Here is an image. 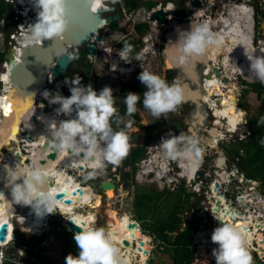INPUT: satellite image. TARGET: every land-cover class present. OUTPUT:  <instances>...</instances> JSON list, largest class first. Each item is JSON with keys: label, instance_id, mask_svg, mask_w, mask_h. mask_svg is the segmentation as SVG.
Returning a JSON list of instances; mask_svg holds the SVG:
<instances>
[{"label": "clouds", "instance_id": "clouds-1", "mask_svg": "<svg viewBox=\"0 0 264 264\" xmlns=\"http://www.w3.org/2000/svg\"><path fill=\"white\" fill-rule=\"evenodd\" d=\"M239 1L241 2V0ZM111 2L117 3L118 0H111ZM258 2H261V0ZM30 3L37 10L36 21L33 24H29L26 28L20 27V29L24 30V39L27 44L37 46L41 45L44 40L61 39L69 27L70 9L67 7V0H30ZM245 3L253 7L256 4L251 2V0L245 1ZM84 4L90 13L94 12L96 14L100 10H109L105 6V0H84ZM169 7L174 6L170 5ZM260 11L262 10L257 7L253 15V27L257 29L258 34L262 33L259 30L260 20L256 17V14ZM261 16L260 14V18ZM257 22H259L258 25ZM100 43L102 44L103 42L101 41ZM218 43V39L210 31L206 22L203 24H191L190 32L178 30L175 60L178 65H185L194 57L204 54L210 46L218 45ZM131 52L132 45L126 44L120 52L119 58L130 64ZM253 53L245 54L249 61V72L252 74V78L264 83V56H254ZM135 59L140 60L142 56L138 54ZM113 68L115 69V66ZM236 70L241 72L238 67H236ZM137 79L147 89L143 93V107L157 119L170 112H175L182 103L184 90L179 80L169 84L165 79L149 71H141ZM64 83L69 85L70 96L68 97H64L58 92L56 94L48 91L42 93L48 103L59 105L55 109L57 116L68 117V119L58 122L53 120L48 124L49 143L52 148L61 152H86L88 156L101 158V163L102 159H104L113 165H118L129 154L132 145L125 131H114L111 127L110 121L118 112L115 107L116 99L113 97V90L105 86L97 92L91 85H82L81 78H76L72 81L66 79ZM0 90H2L1 85ZM139 102V94L134 92L126 94L123 103L126 105L129 116L137 112L136 106ZM40 103L42 104V102H37V104ZM2 112L4 115V111ZM73 113H75L74 117ZM21 128L23 131V126ZM165 133L168 139H161V147L171 157L180 155L181 153L177 149H182L178 144L184 137L174 138L172 132ZM188 141H190V144L185 154L194 153L196 157H199L200 149L196 147V141L191 139H188ZM101 144L104 146L101 147ZM3 149L5 147L2 148L5 160L7 156ZM164 158L161 157L160 161H157L160 166L163 164ZM151 160H154V158L150 157V161L146 166L149 171L142 173L141 176L152 177L156 184H172L169 168L166 173L162 168H159L158 173L164 177L161 180H156L157 174L153 173L156 166H150ZM170 160L167 162L168 167ZM102 166L100 170L103 171V163ZM142 168H139L140 173ZM96 170L88 169L89 172H97ZM4 174V186L9 191L11 200L9 201L3 193H0V210L4 209L5 206L13 208L12 205H21L29 207L35 216L40 219L56 212V205L61 203V201L57 200L56 191L54 189L51 191L40 190L45 180L42 168L35 167L30 169L27 167L8 166L4 169ZM48 221L49 219H47V223ZM69 221L77 228H80L81 231L73 235L79 250L78 255H67L65 264H119V249L109 238L104 228H83L76 219L73 218ZM16 226L21 228V223L16 224ZM44 227H47V224ZM69 232L71 233L70 230ZM211 242L218 245L212 251L215 264H251L252 258L246 247L245 236L232 224L221 223L219 227L215 228L211 235ZM2 260L3 253L0 252V264H2Z\"/></svg>", "mask_w": 264, "mask_h": 264}, {"label": "rangeland", "instance_id": "rangeland-1", "mask_svg": "<svg viewBox=\"0 0 264 264\" xmlns=\"http://www.w3.org/2000/svg\"><path fill=\"white\" fill-rule=\"evenodd\" d=\"M163 0H138V11L139 10H147L149 8H152L150 5L153 3H158L161 2ZM228 0H217V4L216 6L219 8V10L221 9V6L223 4H225V2ZM4 2L6 3V0H4ZM167 2V0H164V3ZM178 2V0H175V3ZM251 2H255L256 4H254L255 10L260 9L261 8L257 5L259 2L257 0H254ZM119 6V3H118ZM216 7V8H217ZM214 12L215 9L213 8ZM12 11V9H11ZM140 14H136L137 17L133 19V21L135 23H137V21L143 20L147 18V13H142V11ZM177 14L179 15V13H176V11L171 13V17L175 18L177 17ZM12 14H10V19L9 22L4 23L3 26L0 25V34H2L3 38L0 36V65L1 63L4 61V50L6 47V40L5 38L9 37L10 32L13 31L14 26L12 25V23L10 22L12 20L11 18ZM182 16H179V18H181ZM260 20V15L257 16ZM178 19V18H177ZM256 21V18H255ZM259 22H257L258 25ZM131 24L126 22L123 25L124 31H129ZM217 26V25H216ZM119 27V23H115L114 25H112V30L113 31H117ZM135 27V26H134ZM137 30H139V27H136ZM218 28V26H217ZM135 29V28H134ZM143 31V35H140V38L142 37V39H145L147 37H153L151 44L157 46L156 48V53L154 56H149L146 55L147 58H149L148 60H146L147 62L151 59L150 65L153 64L151 67L153 69H155V65H159V62H157L160 58V48L158 43H156L154 41V38H158L159 36L154 32H149L148 29L146 28H142L141 29ZM153 31H155V28H152ZM213 30V29H212ZM214 30H215V26H214ZM107 30H105L104 32H106ZM218 31V30H217ZM103 31H101L100 33H102ZM135 33H137V31L135 30ZM258 33L255 31L254 29V35L256 36ZM2 38V39H1ZM132 38V37H131ZM118 39L122 40L123 42H126V44H130V45H136L137 43L134 42V34H133V42H129L127 41L124 36L122 34H118ZM138 40H136L137 42ZM103 42H106V39H103ZM141 42V39L140 41ZM256 44H254L255 46ZM154 48V49H155ZM160 53V54H159ZM77 52L75 51H70L69 53V57H75V58H70L71 64L70 67L68 69V75L70 74L71 77H69L70 79H76L78 77L81 78V82L82 85L87 86L90 85L91 82L93 83L94 78H102L105 77L106 73H110L112 75L118 76L121 79L126 80L125 82H122L123 84L128 82L130 80L131 75L134 74H130L128 75H118L113 73L111 70H107V72L104 71V66H107L105 64V60L107 57V54L105 53H98L97 55H95L94 58H90V57H84V59H82V55H80L79 57L76 56ZM159 54V55H158ZM164 54V53H163ZM222 57L225 56V52L221 51V53L219 54ZM218 55V56H219ZM230 57H233V61H241V58H238V56H233L232 54L230 55ZM219 58V57H218ZM237 58V59H236ZM149 63V62H148ZM242 63V62H241ZM238 63L235 65V69L237 67V65L241 64ZM160 66V65H159ZM218 66L220 67V64H218ZM242 67V66H241ZM246 67V66H245ZM140 68V67H139ZM146 67L143 65V69L145 70ZM223 71L224 73H228L227 69L224 68V65H222V67H220L219 71ZM218 71V73H219ZM221 71V72H222ZM94 72V75H93ZM128 76V77H127ZM229 78H234V76H236V79L238 80L239 84H242L243 82L241 81L242 78L247 79V80H255L254 78H252V74L250 72H247V74L244 75H237V73L235 74H229L228 73ZM233 86V85H232ZM234 86L237 88L235 90V96L239 95V85L235 82ZM92 87L93 84H92ZM97 88V87H96ZM96 88H93L94 90H97ZM231 88V87H230ZM227 89V87H226ZM234 89V88H232ZM52 94H56L57 93V89L55 88L54 90H52L51 92ZM254 93V94H252ZM249 94H245L242 97V105L244 106V109L246 111V114H243V118L242 121H244L245 118H247V116L250 115V117H252V120H255L256 122H262V118L261 116H264V111H260V109L262 107H264V93H256V92H252ZM248 96L251 97V100H248ZM45 105V102L43 103ZM48 107H52L53 109H57L59 107V105H52L48 102H46V105ZM35 111V108H33ZM204 111L205 107H201L200 111ZM43 110L42 109H38V111H36V114L41 115V117H48L49 115H43ZM135 115L138 116V118L136 117V120L133 119V115L129 116L128 114L126 115L127 121H128V128H126V130H124V128L122 127V125L118 122H124L125 118H122L119 121H115V123L111 124V127L114 131H125L127 133V135L130 138V143L132 145L129 154L122 159V161L118 164V165H113L112 163L108 162L107 160L102 159V163L104 165V169L103 172L105 173V175L108 176V178H110L112 181L114 182L116 185L115 188V195L114 198H112L111 200H109L105 195V192L103 191V189L101 188V182L102 180L99 177L98 171L97 172H89L88 170L86 171V173L84 175H81V173H79L78 171H76V169H74V167H69V166H65V164H69L68 162H65V164H61L59 165L61 168L63 167V169L66 167V170L68 171V174H70L71 176H75L78 177V180L80 182L83 183V186L88 187L90 186L94 191L95 195L101 197L102 198V205L98 208H93L92 206L89 205H83L81 206L82 209H80L81 211H83V213L87 216V218L89 219V221L91 222V227L93 228H104L107 232V227H108V221L111 219L110 217V211H115L117 212V214L119 216L123 215V214H128V216H130L131 220H135L136 222L140 223V227H142V232L143 234L148 237V242L145 244L143 242L142 243V248L141 245L140 247L136 248L135 247V243L132 244V246L127 247H120L122 250V255L123 256H129V262L128 264H145L144 260L141 259L139 257V252L143 249L146 252V262L147 264H174V250L173 248H169L168 246L164 245L159 239H157L155 237V235L150 231V225L158 226L161 225L163 222H168V219L171 220L172 219V213L171 210L174 209L176 216L175 219L177 218V216H179L182 219V222L180 219H178L180 221L178 228L172 232V236H174L176 233H178L179 231H182L184 229V227H186L187 224H198L201 223L202 221H200L202 219V215L199 212V209L197 206H194L191 209V219H187L185 221H183V218H185V210L187 209V205L185 204L184 206L182 205V201L183 200H188V197H190L192 194L190 195H185L186 193L182 190V188H179L175 191H171L173 192L172 194L170 193V189L169 186L170 185H164V183H158L156 184L153 181L152 177H146V176H138L137 177V172L138 174L140 173V169H137V164L139 163L140 159H147L150 157H153L154 160H151L150 162V166H153V162L154 161H160L161 157H163V151L164 149L161 147V136H162V131H166L169 128L167 127H171V125H173L174 123H170V119H165L160 121L159 119H157L156 117H154L148 110H146L144 107H142L141 109H139ZM60 119H64L65 116H58ZM41 118V120H42ZM67 119V118H66ZM152 119V120H151ZM173 120V119H172ZM186 121L189 122L188 119H186ZM241 121V124H242ZM131 122V123H130ZM111 123V121H110ZM148 123V124H147ZM257 124V123H256ZM23 128L25 131L23 132L20 127L19 129V133L18 136L20 138V144L16 143L13 145V143H10L9 145H7L5 147V149H3V152L6 154V158L4 162H0V165H3L6 161L13 159L16 160L17 162H19L18 160H20L19 157L16 156L15 150L14 148H22V149H28L29 151V145L27 144H22L21 140H24L26 138V130L28 135H30L31 133H33L32 137L33 139H37L35 137V131L36 128L29 123L28 119L25 120L23 122ZM144 127V129L138 128V127ZM174 126V125H173ZM177 126V124H176ZM246 126V125H245ZM33 128V130L31 129ZM245 128V127H243ZM136 129V130H135ZM147 135V139L146 136ZM226 134V132L224 133ZM27 135V136H28ZM227 139L230 138V136H226ZM234 138V136H233ZM39 140V138L37 139ZM12 144V145H11ZM151 145L156 146L155 150L149 152L148 149ZM21 146V147H20ZM104 145L101 144V147H103ZM250 146V153L253 154H259L257 152V149H263L264 150V144H262V142H257L255 145L254 143ZM226 147H228L229 149L231 148V145H226ZM243 144H239V152L241 150V153H244V149H243ZM224 148V147H223ZM134 149H143V155L142 157H140L136 162H134L133 164H131L129 162V158L131 157V152L134 153ZM232 149V148H231ZM17 154H19V150L17 149ZM65 153H69V151H64ZM256 152V153H255ZM43 154L48 155V153H46V151L43 152ZM25 155V154H24ZM24 155H22L24 157ZM45 156V155H44ZM258 160H257V165L261 166V168L259 170H257V172L255 174H253V178L254 179H258V175L257 174H263L264 175V151L262 156H258L256 155ZM65 157V156H63ZM45 158H47V156H45ZM60 159V158H59ZM58 159V160H59ZM0 160H4L0 159ZM172 160L175 162V164L179 165V161L177 158H172L170 160L169 163V169H172ZM24 163L31 165L32 164V160L30 158H28L27 161H24ZM23 164V163H21ZM54 164V161H53ZM256 164V163H255ZM175 165V167H176ZM36 166V165H35ZM34 166V168H35ZM37 167V166H36ZM46 168V167H45ZM177 170L179 171V173L181 174V170L180 168H178V166L176 167ZM47 169V168H46ZM116 170V171H115ZM115 173V174H114ZM171 174V173H170ZM186 179V178H181ZM224 180V179H223ZM259 182V181H258ZM3 184V182L1 183ZM228 184V183H227ZM260 186H262V184L264 185L263 181L259 182ZM227 186V185H226ZM193 187L187 188V191L190 192L192 191ZM5 193H8V190L5 189L4 190ZM89 191V190H87ZM174 192H178L175 193ZM140 193H147V194H152L154 195V200L152 203H150L149 207H145L144 206H140V207H136V196L139 195ZM172 195L170 196L169 195ZM192 193V192H191ZM178 194V195H177ZM206 194H209L208 192ZM173 195H177V196H173ZM209 197V195H208ZM234 197V195H231V199L230 202H232V204L234 203V200H232ZM190 200V199H189ZM193 202V198H191V200ZM181 204V206L179 205ZM236 206V204L234 205ZM25 208L23 207H17L16 210L18 211H24ZM177 209V210H176ZM141 213L145 216L143 218H141ZM52 214L48 215L51 216ZM201 215V216H200ZM47 219H49L47 224V227H42L39 231V233L36 234H27L24 232V230L20 227H17L16 224L17 222H14V219L11 218L12 220V229L9 231L8 236H7V241L5 246H3L2 248V252L4 253V257L2 260V264H65V257L69 254H72L73 256H77L78 255V248L76 246V244L74 243L72 246H69V243H71L69 236L72 234L74 235L75 233L73 232H69V229L66 227V225L63 222V219L59 216H55V217H48ZM60 220V221H59ZM62 221V222H61ZM263 221V219H262ZM45 224V225H46ZM148 228V229H147ZM206 230L202 231V238L201 240L199 239H193L192 241V245H195V248L197 250V254H196V259L193 261L192 264H215V259L212 256V251L213 249L217 248L218 245H215L211 242V235L213 232V228L212 225L210 223L207 224L205 226ZM23 230V231H22ZM149 231V232H148ZM206 231H209V234H205ZM41 232V233H40ZM17 233L21 234L22 237H24L25 242L24 244H21L19 241H17ZM264 234V232H262ZM206 236L209 237V240L206 243H202L203 240H205ZM196 237V236H195ZM264 240V238H263ZM247 243H249V247H247L248 249H252L253 248V243L251 244L250 241H246ZM20 243V244H19ZM28 243H30L31 245L28 247ZM120 246V245H119ZM28 249H30L31 253H28ZM209 249H211L210 253ZM251 253L253 252L252 250H249ZM149 254V255H148ZM252 258V256H251ZM214 259V260H212ZM252 263H255L256 260H254L252 258L251 260ZM263 262H261V260L257 263V264H262Z\"/></svg>", "mask_w": 264, "mask_h": 264}, {"label": "flooded vegetation", "instance_id": "flooded-vegetation-1", "mask_svg": "<svg viewBox=\"0 0 264 264\" xmlns=\"http://www.w3.org/2000/svg\"><path fill=\"white\" fill-rule=\"evenodd\" d=\"M189 1L190 0H178V2L175 3V0H167V2L164 3V0H163L161 2H158L161 4L162 8H165L167 3L174 4V8H169V10L160 9L166 13L167 23L166 24H158V22H157L156 23L157 26H155V27L152 25L153 20L150 19L151 16H147L146 19L137 21V23H135L133 21V19L137 17V15H136L137 13L138 14L141 13L139 11H142V13H145V12L148 13V11H150V9H152V8H155V6L158 3H156V2L153 3V7L149 8L147 10H145V9L139 10V11L135 10L132 12H128V11L124 10L125 14H126L125 15L123 13V10L118 6L119 0L117 3L110 2L109 4H106V8H108L110 10L113 9L114 12H112L111 14H107V18L108 17L114 18L115 16H117V17H119V20L115 19L113 21V23L108 22L107 25L102 29L103 32L101 33L100 42L101 41L103 42V39L104 40L106 39V42H103L102 44L100 42L94 44L95 45V53L93 56L89 55L88 47H85V48H82L80 50L75 51V52H77L76 56L79 57L80 55H82V59H84V57L94 58L95 55H97L98 53H105V54H107V57L108 56L116 57V58H118V61L120 63L121 62L124 63V64L121 63L122 67L128 69V73H129L128 76L130 74H134V75H131L130 77H128V78H130V80L124 84L122 82H125L126 80L121 79L118 76L112 75L110 72L108 74H106L105 77H102L101 79L100 78L98 79L97 77L94 78L93 83L91 82V84H90L91 86L93 84V86H94L93 88L97 87L96 88L97 92H99L105 86H108L113 90V97L116 99L115 107L118 109V112L111 119V124L115 123L116 120L119 121L122 117V118H125V121L122 123L121 122H118V123H120L122 125L124 130H126V128H128V121L126 118L127 110H126V105L123 103V99L128 92H134V93H137L140 95V102L136 106L137 111L143 107V93L147 89L137 79V76L139 75V73L141 71H149L153 74H156V75L160 76L161 78L165 79L169 84L173 83V81H175V80H179L182 86L185 85L190 90L197 91L202 96H203V94H206L205 92H207V91H205V89L203 87L204 76L202 75V70L200 69L201 66L199 67L198 62H197L196 67L193 69V71L190 72L189 77L184 75L181 72V69H183L186 64L183 66L180 65L181 67L179 70H174L173 68L165 70L163 68V60H164V54L163 53H164V45H165V36L171 28L170 24L172 22L185 21V20L180 19L179 16H182L181 18H185L186 20H189V19H192L193 15L195 14V13H193L194 10L191 9L190 6L186 7V5H185L187 2L189 4ZM200 3L202 6L201 1H200ZM195 10H197V9H195ZM174 11H176V13H179V15L177 14V17L172 18L171 13ZM257 11H256V13H257ZM261 12L262 11L258 12V14H256V17L258 15H260ZM126 22L131 24V26H130L131 29L128 32L124 31V28H123V25ZM115 23H119V27H118L117 31L112 30V25H114ZM144 24H150L153 28H155V31H153L147 25L142 26ZM136 27H139L140 29L137 30ZM142 28H146V29H148L149 32H152V33L157 32L156 34L159 36L157 39L154 38V41L156 43H158L159 48L161 49L160 53L161 52L162 53L160 55V58H158L159 60L157 61V62H159L160 66L155 65V69H153L151 67L153 64L150 65L151 59L148 61L149 63L146 61L149 59L146 57V55L154 56L156 53L155 47H157V46H154L155 43H154V45L151 44L152 39H153V37H151L152 39L150 38L147 40V42L149 44V46L146 48L147 51H145V53H143V48H144L145 42L142 39V37L140 38V35L141 36L143 35V31L141 30ZM105 30H107V31L104 32ZM135 30L137 31V33H135ZM118 34H122L124 36V38L129 42L130 41L133 42V34H134V39L138 40L137 42H136V40H134V42L137 44L132 45V52L130 53V62H131L130 64L125 63L124 61H121V59L119 58V54L124 49L126 42L119 40ZM160 38H163V39L160 40ZM140 39H141V42H139ZM161 44H163V46H161ZM99 47H103V48H100L98 50ZM138 54L142 56V59H140V60L135 59V57ZM223 57L221 55H219V60L221 61ZM143 65L146 67L145 70H142ZM103 69L105 70V72H107V70H109V68L107 66H104ZM197 69L200 71L198 73V76H200V80H198V82L196 81V78L192 77V75H194L197 72L196 71ZM113 73L120 75L119 73H117L115 71H113ZM93 75H94V72H93ZM217 78L219 79L220 82L222 81L223 87H221V88H223V89H226V87L229 89L230 87H232V85L234 86L235 82L239 85V88H241V91H239V95H236L234 97V101H235L234 103L236 105L237 110H239V108H242L244 110V112H245L244 114H246V111L244 109L245 105H242V97L246 93L247 94L252 93V92H256L259 94L261 92L264 93V87H262L264 85V83H261L260 81H257V80L256 81L250 80L249 81L250 84H249V83L245 82L244 79L242 78L241 81L243 83L239 84L238 80L236 79V76H234V78L230 79L228 76V73H224L223 71H222V73L219 72L217 74ZM67 80L72 81L74 79H70L69 75H68ZM64 82H65V80L62 79L61 85L58 86V89L64 90L65 91L64 95H67V93H68L67 91L69 90V85H66ZM208 94H209V92H208ZM0 95H2L1 90H0ZM202 96H201V98H202ZM65 97H68V95ZM209 97H210V99H214L218 103L219 106H222V105H220L221 102H219L221 95L216 96L215 91H212V95L211 96L209 95ZM201 107H205V110L200 111ZM210 107L211 106H208L207 104H205L204 101L200 98H199V104H195L191 100H187L186 102H182L178 106V108L175 112H170L164 116H161V118L159 119L160 121L165 120V119H168V120L170 119V123H174L173 124L174 126L171 125V127L170 126L167 127L169 129L166 131H162V133L172 132L174 138L184 137V139L180 142V144H178V146L182 149V150L177 149L178 152H180V151L186 152V149L190 144V141H188V139L195 140L196 141V147L198 149H200V155L198 157V161H199L198 164L199 165H198L197 172L193 174V178H187V179L182 180L181 177L179 176L180 173L176 168L178 166V164L176 165L175 162L172 160V169H170L172 184H170V186H169L171 194L173 193L171 191H175L179 188H182V190L186 193L185 195L192 194L190 197H188V200L182 201L183 206L185 204L187 205V209L184 212L186 217L183 218V221H185L189 218L191 219V209L194 206H197L200 214L202 215V219L200 220V221H202V224L201 223L187 224L186 227H184V228H188L190 226L195 227L196 230L194 233V238H197V239L201 238V237H199V236H201V235H199V232L205 231L206 230L205 226L207 224L210 225V223H211L212 228L214 230L215 228L219 227L221 223H224L223 219L220 221L218 218V217H220V215H223L222 213H224V212H226L228 215V216H226V218H228L232 221L235 220V222L233 221L234 224L238 220H240L241 217L246 215L247 204L243 203L242 201L240 202V200H238L239 195H242V194L247 195L249 197H252L253 199H256L258 197L264 198V185L263 184H262V186H260V184H258L255 186V188H253L254 186H252L250 183L248 185L242 186L237 180H235L239 175L238 173H241V174L245 175L244 176L245 178L258 182L257 179H254L252 176L256 164L252 159V153H251V155H249V151L251 149L249 145H252L253 143L255 145L257 142L264 141V116H261V118L263 120L262 122H256L255 120H252V117H250V115L247 116V118H245L244 121H242L243 114H239L240 115V121H237L232 128V127L228 126L226 117H220L219 121H218L216 115L213 112V109H211ZM42 108L44 109V111L42 112L43 114L50 112L52 110V107H48L45 105ZM260 111H264V107H262L260 109ZM132 117L138 118V116L135 115V113L133 114ZM40 118H42V117L40 116ZM186 119H188L189 122L186 121ZM134 120H136V118ZM241 121H242V124H241ZM176 124H177V126H176ZM243 127H245V128H243ZM138 128H140V127H138ZM31 129L33 130V128H31ZM141 129H144V127L143 128L141 127ZM213 132H214V134H213ZM225 132H226V134H224ZM32 134L33 133H31L29 135V137L32 136ZM145 136L147 139L146 134H145ZM226 136H230V138L227 139ZM233 136H234V138H233ZM210 142H214V144L212 145V143H210ZM37 143L39 144L38 149L41 150L40 154L44 158V155L45 156H47V155L43 154L44 151L41 148L42 144H40L38 142V140H37ZM241 143L244 146L243 147L244 153H241V150L239 152V144H241ZM29 145L30 146L28 147L29 148L28 155H29L30 159L32 160L31 154L33 153L34 146L30 142V140H29ZM226 145H231L232 149L231 148L229 149L228 147H226ZM193 156L195 159L197 158L194 153H193ZM246 157H248L247 162H246ZM63 158H66V157H63ZM38 161L39 160L33 161L32 167H34L36 165L37 167L43 169V167L38 166V164H39ZM62 163H63V160L54 161V167L58 168V166L61 165ZM22 165L26 167L28 164L23 163ZM175 165H176V167H175ZM18 166L23 167V166H21L20 161L18 162ZM65 166L67 167V165H65ZM78 167H81V165L77 164V166L74 167V169H76V171L79 172ZM178 168H179V166H178ZM88 169H90V168H86L83 174L81 172V175H84ZM60 170L66 171V173H67V170H64V169H60ZM92 170H94V169H92ZM224 176H228V179L230 180L228 182L227 186H225V182L223 180ZM73 177H75V176H73ZM233 181H236L235 183H237V184H234ZM77 182L79 183L78 179H77ZM259 182H262V181H259ZM1 183L2 182H0V187L5 188L4 182H3V184H1ZM215 183L218 184L217 187L214 186ZM263 183H264V181H263ZM190 187H193L192 191L188 192L187 188H190ZM86 188L89 190L92 189L90 186H88ZM239 191H242V193L239 194L238 193ZM207 192L209 194H206ZM170 193H169V195H170ZM175 193H178V192H174V194ZM91 194L94 196L95 203L97 200L102 201L101 197L95 195L94 192H91ZM177 195H173V196L175 197ZM208 195H209V197H208ZM231 195H234L232 200H234V203L236 204V206H234L235 204H232V202H230ZM170 196H172V195H170ZM191 198H193V202L190 201ZM218 199H219V201H218ZM179 205L181 206V204H179ZM217 208H220L221 212L216 210ZM57 209H59L61 211V209L58 208V206H57ZM262 211L264 212V205H263ZM25 212H26V214L22 215V217H24L25 219L32 216L31 209L29 207H26ZM171 213H172V219L173 220H176L178 218L182 222V219L179 216H177V218L175 219L174 216H176V213H175L174 209L171 210ZM233 213H235V214L233 215ZM56 215H57L56 213H53L51 216L54 217ZM263 216H264V214H263ZM47 218H48V215L40 220L43 223V226H45ZM63 222H64V220H63ZM229 223H231V222H229ZM244 225L247 226V224L245 222H244ZM12 226L13 225L11 224L10 229H12ZM24 227L25 226L22 225V223H21V228L25 232ZM87 228H89V227H87ZM139 228L142 231V227L139 226ZM239 231L245 236V239L247 240L248 238L246 236V232H248V229H244V230L239 229ZM249 231H251V230H249ZM261 232H262V230H261ZM27 234L31 235L32 231L27 233ZM72 236L73 235L71 234L69 236V238L71 239ZM208 240H209V237L206 236L205 240H203L202 243H206ZM249 250H252L253 252L251 253ZM248 252L252 256V258L254 260H256L255 263L251 262V264H257L260 260H261V262H263L262 264H264V259L259 256L257 248L248 249ZM212 260H214V259H212Z\"/></svg>", "mask_w": 264, "mask_h": 264}, {"label": "bare ground", "instance_id": "bare-ground-1", "mask_svg": "<svg viewBox=\"0 0 264 264\" xmlns=\"http://www.w3.org/2000/svg\"><path fill=\"white\" fill-rule=\"evenodd\" d=\"M231 1L233 0H228L225 2V4L221 6V9L219 10V15H218L219 18L216 22H213L211 20V16L214 14L213 8L216 9L217 7L216 6L217 0H205V4L203 6L204 8L202 10H195L196 12L193 11V13H195L196 16L202 15V18L200 19V21L201 22L206 21L207 23H209L208 26H209L210 31L215 34L216 38L219 41L218 45H212L206 50L204 54L198 55V65L199 67L201 66L200 69L202 70V75L204 76L203 87L205 91H207L205 92L206 94H203V96L199 93L200 96L198 95V97L202 99L205 104H207L208 106H211L210 108L213 109V112L216 115L218 121L220 117H226L228 126L233 128L235 123L237 121H240L239 114H244L245 112L242 108H239V110H237L236 105L234 103L235 102L234 94H235L236 88L234 89L221 88L223 87V84H222V81L220 82L219 79L217 78L218 71L220 70V67L224 65V68L227 69L229 74H234V73L235 74L237 73V75L247 74V72H249V61L247 60L245 54L254 52L253 53L254 56H264V46H260L258 48L250 46L249 42L251 41L252 36L249 34V30H244L242 28V24L245 22V19L242 18V14L246 16L247 15L246 10L242 14L236 12L231 6ZM110 2L111 0H105V6L107 3H110ZM19 4L22 7H24V9L29 8L30 10H32L30 11V14L32 15V18L35 22L37 10L34 11L35 9L32 7L30 0L20 1ZM147 16H151L150 19L153 20L152 25L154 27L157 26L156 23L154 22L153 14H151L148 11ZM216 25L218 26V28ZM214 26H215V30H214ZM95 43L96 42H93V44ZM27 46H31V45L27 44V42L23 43L22 45L19 46V51H16L13 48L15 51V59L17 61L19 57L16 55L21 53L22 47L26 48ZM221 51L225 52V56L220 61L218 58L219 57L218 55L221 53ZM231 54L233 56H238V58H241V61H238V60L233 61L232 59L233 57H230ZM121 63L124 64L123 62ZM121 63L114 62L112 64V67L115 66L114 71L119 73L121 76L128 75L129 73L127 71L121 70V67H122ZM238 63H241L237 65V67L241 70V72L235 69V65ZM218 64H220V67L218 66ZM163 67L165 70L171 69V66L168 64V62L165 59L163 60ZM196 71L197 72L194 75H192V77L196 78V81L198 82V80H200V76H198V73L200 71L198 69ZM6 72L7 74H5V76L1 78L2 81L4 82L5 87L3 90V94L0 95V111L1 109L2 111H4V109L8 108L9 105H11V111L9 112V115L7 116L3 115L2 121L0 123V159L4 158V155L2 154V148L6 147L10 143H13L14 145L20 142V138L18 136L19 129L23 125V122L28 119V114L35 113L36 111H38V109H42L44 111V109L42 108L44 106L43 104L41 103L35 104V101L37 100L42 101L43 99L44 101L43 95L41 94L40 96H38V98H36L32 94H30L27 89L19 90L18 87L11 86L10 81H9V74H8L9 70H7ZM212 91H215L216 96L221 95L219 102H221L220 105L222 106H219L218 103L214 99H210L209 95L210 96L212 95ZM9 97L10 99H6ZM190 97L193 98V95H189L188 99H190ZM186 101H187V98L184 102ZM33 108H35V111ZM47 114L49 115L48 117L42 118V121L47 127L46 131L41 132L39 129H36L35 131V137L37 139L39 138L38 142L42 145L44 143V138L50 135L48 124L53 120L58 122L66 118L68 119V117H65L64 119H60L56 115L55 109L53 108L50 112L45 113V115ZM37 115L39 116V114ZM24 129L26 128H23V131H25ZM25 133H26V139L21 140V143L29 145V139H28L29 135L27 133V130ZM37 139L35 140L33 139V140L37 142ZM210 143H212V145L214 144V142H210ZM15 149L19 150L18 155L21 157V159L23 158L22 155L25 154L24 161H27L28 158H30L28 155L27 149L14 148V150ZM183 152L184 151H180L181 154L177 155V157L176 156L171 157L169 155H166L165 150L163 151V158L165 157L163 164L160 166L157 161L153 162V165L156 166L155 170L153 171V173L157 174L156 180H161L164 177L162 176V174L158 173L159 168H162L165 173L168 172L167 162L171 158H178L179 168L181 170V174L179 175L180 177L182 178L185 177L186 179L193 178V174L197 172L198 165H199L198 157L195 159L193 156V153L185 154V152L184 153ZM46 153H50V150L46 151ZM63 156H65L66 159H69L70 161H65V158H63ZM31 157L33 161H37L43 158L41 154H36L34 150H33V153L31 154ZM43 159H46L45 156ZM58 159L63 160V163H62L63 165L65 164V162H68L69 164H65V165L69 167H73V166L76 167L77 164H80L81 167H78V170L80 173L82 172V174L84 173L86 168H90L91 170L97 169L99 171V169L103 167L101 163V158L98 159L95 156H88L87 154L85 157H81L79 153H73L71 151H69V153L61 152L57 160ZM147 159L144 158L141 160L147 161ZM57 160H54V161H57ZM4 161L5 160H0L1 163ZM13 161L15 160H8L3 165H0V182H4V175H5L4 169L6 167L18 166V164H15ZM21 166L23 165L21 164ZM38 166L40 165L38 164ZM26 167L30 169L34 168L31 165H27ZM45 167H43V174L45 175V178H46L44 183L48 187L47 191H51L54 189L56 193H58L56 194V196L58 197L57 200L61 201V203L56 205L55 210L59 212L62 211L63 214L65 213L63 215L65 218L64 222L66 219L71 220L74 218V219H77V221L79 222L80 225L83 226V228H85L84 225L86 224L88 225V227H91L90 226L91 222L89 221V219L86 220V222H81L83 217L75 213V211L77 207L82 208L81 206L83 205H89V206H92L93 208H98L102 205V201L97 200L95 203L94 196L91 194V192H94V191L89 190L85 188L84 186L81 187V184L77 182L78 178H75L71 176L70 174H68V171L66 173V171L60 170L63 168L61 167L55 168L53 161H49V163ZM139 168L140 167L137 166V169ZM64 170H66V167L64 168ZM238 174H237L238 177L235 180H237L242 186L248 185L250 183L252 186H254L253 188H255V186L259 184L258 182L249 180L247 178H246V184H243L242 178L245 175L241 173H238ZM223 178H224L225 186L228 185L227 183L230 181L228 179V176H224ZM235 182L236 181H233L234 184H237ZM104 192H105L104 196H106L109 200L114 198V195H115L114 188H108ZM0 193H3L6 199H8L9 201L11 200L9 191L8 193H5L3 187L2 188L0 187ZM102 198L103 196H101V199ZM238 200H240V202L242 201L243 203L247 204L246 215L241 217L240 220H238L235 224L233 223V221L235 222V220L232 221L226 218V216H228L226 212L222 213L223 215H220V217L218 218L220 221L223 219L224 223L231 222L230 224H232L237 230L248 229V232H246V236L248 239L246 241H250V243L252 244L254 242V236H255L253 232L254 230L253 227H255L254 225L256 224L259 225V227H261L262 230L264 231V225L260 226V223L264 222L262 221V218L264 219V216H263L264 212L262 211L263 205H264V198L258 197L256 199H253L252 197L242 194V195H239ZM18 206L19 205H14V206L12 205L13 208H9L8 206H5L4 209L0 210V226L2 225L3 222L7 223L8 230H9L12 224V220H11V217H12L17 222V224L22 223V225L25 226L24 228H25L26 233H29L31 231L32 233L39 232L40 228L44 227L43 223L40 221L41 219L37 218L32 211H31L32 216L25 219L24 217H22V215L26 214L25 212L26 208L24 207L25 208L24 211L22 210L16 211ZM57 206L58 208L61 209V211L57 209ZM19 207H21V205ZM71 210H73L72 213H71ZM216 210L221 212L220 208H217ZM109 214H110L111 219L108 221L109 222L108 227L106 228L108 232L107 235L119 249V253H118L119 264H128L129 256H126V257L123 256L122 250L120 247H122V249L123 247L128 248L129 246H132V244L134 243H135L134 245L136 248L140 247L141 245L140 240L143 239L144 237L143 233L140 231L138 222H136L135 220L131 221L128 218V214H123L119 216L117 212L113 210L110 211ZM48 217H52V216H48ZM243 221L247 224V226L244 225ZM129 224L132 225L131 228L128 227ZM202 234H203L202 231L199 232V235L202 236ZM205 234H209V231H206ZM125 241L128 243V245L124 244ZM5 245L7 244L6 243L1 244V249ZM246 246L250 248L249 243H246ZM210 251L211 249H209L208 254L210 253ZM3 257H4V253H3ZM141 258L143 260L145 259V252L143 249L141 250Z\"/></svg>", "mask_w": 264, "mask_h": 264}, {"label": "water", "instance_id": "water-1", "mask_svg": "<svg viewBox=\"0 0 264 264\" xmlns=\"http://www.w3.org/2000/svg\"><path fill=\"white\" fill-rule=\"evenodd\" d=\"M189 6L193 10H202L204 8L201 6L199 0H190ZM67 7L70 9L69 27L61 39L44 40L41 45L27 46L26 48L22 47L18 61L15 59V51L13 47L7 46L3 59L4 62L8 64V74L11 86L18 87L19 90L27 89L30 94L38 98V96H40L48 88V80L51 76H53L55 82H60L62 79L66 80L68 78V69L71 64L69 58L70 51H76L88 47L89 55L93 56L95 53V45L93 44V42H100V32L102 31V29L107 25L108 22L113 23L115 19L119 20V17L117 16H115L114 18H107V14H111L112 12H114L113 9L107 11L100 10L96 14L94 12L90 13L84 4V0H67ZM34 11H36V9ZM10 14L11 6L5 3V23L9 22ZM218 15L219 8L217 7L214 14L211 16V20L213 22H216L219 18ZM261 15L262 16L260 18L259 30L261 32H264L263 12H261ZM153 19L156 20L158 24L167 23L166 13L163 10H159L153 13ZM200 19L201 15L196 16L194 14L192 19L180 22H172L170 24L171 28L165 36L164 59L174 70H179L181 67L175 60L178 30L190 32L191 24H203L206 22H201ZM5 40L7 41L8 37L5 38ZM197 62L198 56L190 60L184 66V68L181 69V72L189 77L190 72H192L196 67ZM182 87L184 90L182 102H184L187 98V100H191L195 104H199V93L197 91L190 90L185 85H183ZM189 95H193V98L190 97V99H188ZM37 102L38 101H35V104H37ZM74 116L75 113H73V117ZM28 121L41 132H45L47 129L44 122L36 113H29ZM28 139L32 140V137H28ZM49 140L50 135L44 138V143L41 147L43 151L50 150V153H48L46 159H39L38 163L41 167H45L49 163V161L57 160L61 153V151L52 148ZM79 155L81 157H85L86 153L80 152ZM31 166L33 165L31 164ZM98 174L100 179L102 180L101 188L103 189V191L108 188H116L115 183L111 182L110 178H108V176L105 175L102 170L99 169ZM242 183H246L245 177L242 178ZM214 186L217 187L218 184L215 183ZM41 187L42 188L40 190L42 191H47L48 189L45 183H43ZM238 193L240 194L242 193V191H239ZM54 213H57L63 220L65 219L62 212L56 211ZM64 223L66 227L73 233H78L79 231H81L80 228H77L74 224L71 223V221L67 219ZM128 227L131 228L132 225L129 224ZM8 233V225L7 223L3 222L0 226V252L1 244L6 243ZM124 244L128 245L126 241L124 242Z\"/></svg>", "mask_w": 264, "mask_h": 264}, {"label": "built area", "instance_id": "built-area-1", "mask_svg": "<svg viewBox=\"0 0 264 264\" xmlns=\"http://www.w3.org/2000/svg\"><path fill=\"white\" fill-rule=\"evenodd\" d=\"M20 1H23V0H6V3L9 4L11 6V9H12V11H11V14H12L11 18H12V20L10 22L14 26L13 31L10 32V35L8 37V40L6 41V48H7V46H12L16 51H19V46L20 45H22L23 43H26V41L24 39V30L20 29V27L23 26V27L26 28L29 24H33L34 23V20L32 18V15L30 14V11H32V10H30L29 8L28 9H24V7H22L19 4ZM200 1L202 2V7H203L204 4H205V0H200ZM245 1L248 2L249 0H241V2L239 0H233V1H231V6H232V8L236 12L241 13V14L246 9H250V10H246V13H247L246 16H244V14H242V18L245 19V22L242 24V28L244 30H249V34L252 36L251 41L249 42L251 47H253V41H254V43H256V48H258L260 46H264V32H262L260 34H257L256 36L254 35V29H255V27H253L254 26V24H253V22H254L253 21V15L255 14L254 7L252 5L246 4ZM107 4H109V3H107ZM170 5L171 6H174V4H172V3H167L166 7L165 8H162L161 4L158 3L155 6V8L150 9L149 12L151 14H153L156 11H159L160 9L169 10V8H174V7H169ZM185 5H186V7H189L188 2ZM258 6L264 12V0H261V2H259ZM121 9L123 10V13L125 14V11H124L125 9H123V8H121ZM194 11H195V9H194ZM201 18H202V15H201ZM180 19L186 20L185 18H180ZM154 22L157 23L156 20H154ZM4 23L5 22L2 21L0 23V25L3 26ZM0 36L3 38L2 34H0ZM148 39H150V37H147V38L143 39L144 42H145L144 43V48H143V53H145V49L149 46V44L147 42ZM162 39L163 38H160V40H162ZM161 46H163V44H161ZM100 48H103V47H99L98 50ZM16 56L19 57V54H17ZM105 61H106L105 64L108 65L109 70H111L112 72L114 71V68L112 67V64L114 62H119L118 61V58L112 57V56H108V58H106ZM7 70H8V64L6 62H4L0 66V83H2L0 85L2 87V90H1V93L2 94H3V90H4L5 85H4V82L2 81L1 78L3 76H5V74H7V72H6ZM121 70L128 71V69L127 68H124V67H121ZM106 74H108V73H106ZM76 77L77 78H80L78 76H76ZM48 84H49L48 85V88L45 91H48L49 93H51L52 90H54L56 87H58L59 85H61V81L60 82H55L53 76H51L49 78V83ZM67 92H68L67 95L69 96L70 95L69 90ZM67 95H63V96L65 97ZM38 102H42V104L45 102V105H46V102H48V101L46 99H44V101H43V99H42V101H38ZM2 116H3V112H2V109H1V111H0V123H1V117ZM162 138L163 139H168L167 136H166V133H164L161 136V139ZM155 147L156 146L151 145L149 147L148 151L151 152V151L155 150ZM15 153H16V150H15ZM149 161H150V158H148L147 161L139 160V163L137 164V166H139L141 168L143 167V168L141 169V173L138 174V172H137V177L138 176H141L142 173H146L147 171H149L146 168V166L148 165ZM142 165H145V166H142ZM262 232H264V231L262 230Z\"/></svg>", "mask_w": 264, "mask_h": 264}, {"label": "trees", "instance_id": "trees-1", "mask_svg": "<svg viewBox=\"0 0 264 264\" xmlns=\"http://www.w3.org/2000/svg\"><path fill=\"white\" fill-rule=\"evenodd\" d=\"M118 3H119L120 8H123L128 12H132V11L137 10L138 5H139L138 0H119ZM150 6L153 7V4H151ZM4 14H5V2H4V0H0V23L4 20ZM145 25H147L151 29L153 28L150 24H144L142 26H145ZM69 77H71L70 74H69ZM262 87H264V85ZM57 92L63 96L65 91L62 89H57ZM40 116L41 115H39V117ZM135 118L136 117H133V119H135ZM141 127L142 126H140V128ZM30 141L34 146V152L36 154H40L41 150L38 149L39 144L36 141H34L33 139ZM134 151H135L134 153L131 152V157L129 158V162L131 164L136 162L143 155V149H134ZM257 152L263 154V149H257ZM16 156L21 159V157L17 154V152H16ZM252 157L255 158V156H253V154H252ZM247 158L248 157H246V162H247ZM18 161H20V160H18ZM257 170H258V168H256V170L253 172V174H255L257 172ZM257 175L260 179L264 180L263 174H260V175L257 174ZM135 199L137 201L136 207L144 206V208H145V207H149L150 203L153 202L154 195H152L151 193L150 194L140 193L139 195L136 196ZM140 216H141V218L145 217L142 213ZM179 223H180V221L178 219H176V220H173V219L169 220L168 219V222H163L161 225H158L155 227L153 225H150V231L164 245L168 246L169 248H173V250H174V264H192L193 261L196 259V254H197V250L195 248V245H192V241L194 239V233H195L196 228L193 226H190L188 228H184L182 231H179L176 235L172 236L171 233L174 232L178 228ZM10 230L11 229H9L8 232ZM17 235H18L17 241H19L21 244H24V242H25L24 237H22V235L20 233L19 234L17 233ZM70 240H71V243H69V246H72L75 243L73 236L71 237ZM263 242H264V240H263ZM30 245L31 244L28 243V247ZM140 248H142V243H141ZM27 251H28V253H31L30 249H28ZM263 251H264V245H263ZM139 255H140V253H139ZM145 256H146V252H145ZM263 256H264V254H263ZM146 259H147V256H146Z\"/></svg>", "mask_w": 264, "mask_h": 264}, {"label": "crops", "instance_id": "crops-1", "mask_svg": "<svg viewBox=\"0 0 264 264\" xmlns=\"http://www.w3.org/2000/svg\"><path fill=\"white\" fill-rule=\"evenodd\" d=\"M258 1H260V0H258ZM255 31L257 32V29H255ZM254 41H253V47H256V45L254 46ZM164 68V67H163ZM244 79V78H243ZM244 81L245 82H247V83H249V80H247V79H244ZM257 81H259V80H257ZM250 84V83H249ZM232 88H236L235 86H232L231 87V89ZM239 91H241V88H239ZM252 94H254V93H252ZM258 94V93H257ZM248 100H251V97L250 96H248ZM262 144H264V143H262ZM33 145V144H32ZM264 151V150H263ZM253 154V153H252ZM249 155H251V153L249 152ZM256 155H258V156H262V154L261 153H259V154H253V156H255V158L254 157H252V159H253V161L256 163V166H255V169H254V171L256 170V168H258V170L261 168V166H258L257 165V160H258V158H257V156ZM65 161H70L69 159H66L65 158ZM16 164H18V162L15 160L14 161ZM72 162V161H71ZM21 163H24V158H23V160L21 159L20 160V164ZM32 163H33V161H32ZM25 167V166H24ZM58 167H60V166H58ZM63 168V167H62ZM76 178H78V177H76ZM257 181H264V180H262V179H260V178H258L257 179ZM79 183L81 184V186H83V183L82 182H80L79 181ZM4 190L6 189V188H3ZM85 189V188H84ZM61 199V198H60ZM96 205V204H95ZM21 207H25V206H21ZM26 208V207H25ZM80 209H82V208H79V207H77V209H76V211H75V213H77L78 215H80V216H82L83 218H82V220H81V222H86V220H88V218H87V216L83 213V211H81ZM17 211V210H16ZM73 212V210H71V213ZM71 215V214H70ZM57 216H59V215H57ZM55 217V216H54ZM12 218V217H11ZM128 218L130 219V216H128ZM16 219V218H15ZM77 220V219H76ZM131 220V219H130ZM15 221V220H14ZM132 221V220H131ZM139 224V226H140V223H138ZM243 224V223H242ZM242 224H241V226H242ZM264 225V222H261L260 223V226H263ZM86 228L88 227V225L86 224V225H84ZM91 226V225H90ZM255 227H253V232H254V234H255V236H254V242L256 243H254L253 242V248L252 249H255V248H257V250H258V253H259V256L261 257V258H263L264 259V256H263V254H264V251H263V245H264V242H263V238H264V234L261 232V230H262V228L261 227H259V225H254ZM89 228H92V227H89ZM139 229V228H138ZM141 231V230H140ZM142 232V231H141ZM143 233V232H142ZM143 239H141V242H143V243H147L148 241V237H146L144 234H143ZM143 240V241H142ZM145 252V251H144ZM140 253V255H139V257L141 258V251L139 252ZM149 255V254H148ZM142 259V258H141ZM148 262V261H147ZM147 262H146V256H145V259H144V263L145 264H147Z\"/></svg>", "mask_w": 264, "mask_h": 264}, {"label": "snow or ice", "instance_id": "snow-or-ice-1", "mask_svg": "<svg viewBox=\"0 0 264 264\" xmlns=\"http://www.w3.org/2000/svg\"><path fill=\"white\" fill-rule=\"evenodd\" d=\"M6 99H10V97L9 98H6ZM11 111V105H9V107L8 108H5L4 109V115L5 116H7V115H9V112ZM239 227V226H238Z\"/></svg>", "mask_w": 264, "mask_h": 264}]
</instances>
